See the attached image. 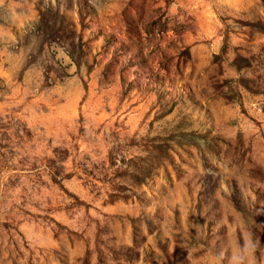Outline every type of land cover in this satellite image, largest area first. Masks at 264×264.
<instances>
[{"label": "rangeland", "instance_id": "rangeland-1", "mask_svg": "<svg viewBox=\"0 0 264 264\" xmlns=\"http://www.w3.org/2000/svg\"><path fill=\"white\" fill-rule=\"evenodd\" d=\"M0 264H264V0H0Z\"/></svg>", "mask_w": 264, "mask_h": 264}]
</instances>
